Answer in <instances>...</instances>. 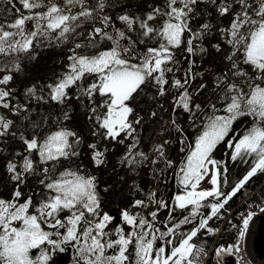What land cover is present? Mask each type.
<instances>
[{
  "label": "snow or ice",
  "instance_id": "1",
  "mask_svg": "<svg viewBox=\"0 0 264 264\" xmlns=\"http://www.w3.org/2000/svg\"><path fill=\"white\" fill-rule=\"evenodd\" d=\"M0 5V264H222L239 253L264 201L239 227L227 221L235 243L210 250L201 238L264 176V0ZM48 57L59 71L42 70ZM220 145L249 165L235 183ZM170 170L182 191L169 200Z\"/></svg>",
  "mask_w": 264,
  "mask_h": 264
},
{
  "label": "trees",
  "instance_id": "2",
  "mask_svg": "<svg viewBox=\"0 0 264 264\" xmlns=\"http://www.w3.org/2000/svg\"><path fill=\"white\" fill-rule=\"evenodd\" d=\"M3 5H0V8H2ZM48 68H54L56 71H59V67L57 65H54L52 63V58L48 57L46 60L43 61L42 64V70H46ZM143 106V105H142ZM237 131L242 133L243 128L245 125H237ZM190 132V139H194L196 133L189 129ZM145 143L142 146L144 150H147V136L148 134L145 133ZM173 152L172 157L179 161L183 159V154L178 153L176 150V146L173 145ZM226 148L224 145L218 146L216 152H215V158L218 160H228V168L229 172L227 174L228 180L231 183H235L239 178L242 177V175L246 172L249 165L241 163V162H231L229 160V157L225 155ZM177 167H179V164H177ZM107 179V175L104 177ZM148 178L145 177V181L147 182ZM103 187V185H101ZM160 190L165 198L171 199V197L182 191L181 186L177 182V178L173 174V171H169L167 174V182L165 184L160 185ZM225 190H228L227 188ZM261 201H264V176H261L259 179H257L253 185L249 186L248 194L247 195H238L232 202H230L229 205V212L230 214L226 216L225 220L217 222L216 226L221 228V232L215 236L214 238L209 237H202V242H205L207 244V247L210 248L212 246V249L216 247L217 244L220 243H228L232 240V238L236 235L235 228H232L227 221L231 220L234 224L239 227L240 225V217L239 213H246L249 210L248 205H256L260 204ZM252 210H257L253 208ZM187 214V213H184ZM166 216V213H161V220L164 219ZM189 228L191 226H188ZM213 264H215V261H213Z\"/></svg>",
  "mask_w": 264,
  "mask_h": 264
},
{
  "label": "water",
  "instance_id": "3",
  "mask_svg": "<svg viewBox=\"0 0 264 264\" xmlns=\"http://www.w3.org/2000/svg\"><path fill=\"white\" fill-rule=\"evenodd\" d=\"M244 245L250 259V264H264V214L258 213L250 223L244 237ZM226 258V260H224ZM238 264L232 256H224L222 264Z\"/></svg>",
  "mask_w": 264,
  "mask_h": 264
},
{
  "label": "built area",
  "instance_id": "4",
  "mask_svg": "<svg viewBox=\"0 0 264 264\" xmlns=\"http://www.w3.org/2000/svg\"><path fill=\"white\" fill-rule=\"evenodd\" d=\"M235 240H236V237L234 238V240L230 244L235 243ZM231 256L235 259V263H238V264H250V259H249L248 255L246 254L242 243L240 244V252L239 253H235V254H233Z\"/></svg>",
  "mask_w": 264,
  "mask_h": 264
},
{
  "label": "rangeland",
  "instance_id": "5",
  "mask_svg": "<svg viewBox=\"0 0 264 264\" xmlns=\"http://www.w3.org/2000/svg\"><path fill=\"white\" fill-rule=\"evenodd\" d=\"M204 188H207L209 185L204 182L203 185H202ZM237 236V230H236V235L232 238V240L230 241V243L233 241V239ZM229 242L228 243H220V244H224V245H227V244H230ZM219 244H217L216 246H218Z\"/></svg>",
  "mask_w": 264,
  "mask_h": 264
},
{
  "label": "bare ground",
  "instance_id": "6",
  "mask_svg": "<svg viewBox=\"0 0 264 264\" xmlns=\"http://www.w3.org/2000/svg\"><path fill=\"white\" fill-rule=\"evenodd\" d=\"M234 240V239H233ZM230 243V242H229Z\"/></svg>",
  "mask_w": 264,
  "mask_h": 264
}]
</instances>
